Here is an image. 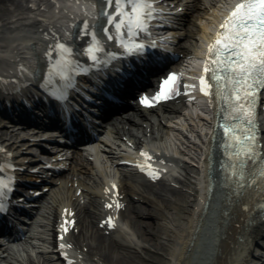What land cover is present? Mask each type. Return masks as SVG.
<instances>
[{"label": "bare ground", "instance_id": "bare-ground-1", "mask_svg": "<svg viewBox=\"0 0 264 264\" xmlns=\"http://www.w3.org/2000/svg\"><path fill=\"white\" fill-rule=\"evenodd\" d=\"M90 2L0 0V94L15 93L6 83L12 75L27 74L33 59L42 73L48 72V62L61 57L65 25L77 24L75 46L92 39L97 9L91 10ZM172 2L177 4L173 16L188 21L179 50L186 56L184 67H197L231 5ZM197 71H190L195 80L202 73L207 76ZM188 94L194 95L192 85L150 108L133 104L111 124L110 136L98 143V150L79 152L64 175L49 179L42 186L49 192L42 193L44 203L37 208L40 229L33 248L38 261L23 248L26 260L9 253L0 264H88L90 257L97 264H264V217L253 208L264 197V184L254 178L255 167L245 173L244 182L229 175L224 163L232 164V158L221 150L220 133L214 130L220 102L214 94L202 93L204 102L197 103ZM259 98L264 150V91ZM35 107L45 110L43 105ZM46 112L41 122L62 120L52 114L54 109ZM11 114L18 116L13 110ZM20 138L0 127L1 171L6 162L28 157ZM66 163L56 156L53 165ZM141 217L154 219L153 225ZM51 247L60 250L42 251Z\"/></svg>", "mask_w": 264, "mask_h": 264}, {"label": "snow or ice", "instance_id": "snow-or-ice-1", "mask_svg": "<svg viewBox=\"0 0 264 264\" xmlns=\"http://www.w3.org/2000/svg\"><path fill=\"white\" fill-rule=\"evenodd\" d=\"M111 7L113 0H105ZM116 14L106 13L110 23H114L120 33V44L126 51L121 55L143 54L147 45L138 41L141 31L148 33L149 21L154 18L156 9L154 0H115ZM130 5V9L128 8ZM117 15L122 18L117 20ZM87 30V22H84ZM111 37L115 34L104 29ZM127 31V37L124 32ZM92 37L96 40L93 32ZM96 44L99 41L96 40ZM152 47H156L153 43ZM59 48L71 52L66 44H59ZM101 48L88 45V55L92 61H97V52ZM115 55V54H114ZM204 73L199 76L200 91L215 95L227 105V119L224 131L234 143L238 145L239 152L234 155L241 156L239 161L242 167L233 174L241 179L245 176L244 161L256 155L258 136L256 133V112L258 94L264 91V0H239L224 17L215 34V38L208 44V55L205 61ZM61 75L67 76L66 71ZM177 73L169 72L156 92L157 97L167 98V93L174 91ZM141 102L148 104V96L141 97ZM264 179V171L259 173ZM5 185L0 181V195H3Z\"/></svg>", "mask_w": 264, "mask_h": 264}, {"label": "rangeland", "instance_id": "rangeland-1", "mask_svg": "<svg viewBox=\"0 0 264 264\" xmlns=\"http://www.w3.org/2000/svg\"><path fill=\"white\" fill-rule=\"evenodd\" d=\"M2 6H3V5L0 4V11H1V9H2ZM262 141H263V139H262ZM133 214H134V213H133ZM138 219H140V218H138ZM141 220H142L143 222L147 223V224L153 225V220H154V219L149 218V217H141ZM80 251H81V250H80ZM82 251H85V249L82 250ZM257 251H259L258 248H257V250H256V249L254 250V252H257ZM29 252L32 254V257H33L34 261L37 262V261H38V257H36V256H37L36 254H38V253H37V252H33L32 250H30ZM81 253H82V252H81ZM22 255H23V257L25 258V260H26V258H28V255H27L26 252H23ZM86 255L88 256V254H86ZM152 258H153V257H149V258L144 259V260H143V263H144V261L149 262L150 259H152ZM94 259H95V258H91V257H90V258L88 259L87 263H88V264H97V262H95ZM39 262L41 263V262H42V259H40Z\"/></svg>", "mask_w": 264, "mask_h": 264}]
</instances>
